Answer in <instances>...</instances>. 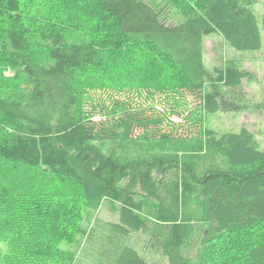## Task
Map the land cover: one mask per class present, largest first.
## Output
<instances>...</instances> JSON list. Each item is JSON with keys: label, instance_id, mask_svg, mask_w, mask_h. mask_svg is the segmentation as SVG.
I'll list each match as a JSON object with an SVG mask.
<instances>
[{"label": "trees", "instance_id": "1", "mask_svg": "<svg viewBox=\"0 0 264 264\" xmlns=\"http://www.w3.org/2000/svg\"><path fill=\"white\" fill-rule=\"evenodd\" d=\"M255 1L0 0V166L9 163L17 176H37L40 164L49 172L37 193L23 189L39 215L0 180V233L13 252L27 244L23 236L35 245L8 264H71L78 247L94 264H150L130 242L140 231L169 264H191L185 249L194 241L208 250L233 246L225 264H264V150L255 135L204 127L199 140L224 164L199 167L177 152L158 115L126 110L92 120L81 80L147 64L203 112L240 111L251 72L233 64L208 69L203 39L217 32L236 50L260 49ZM138 130L151 131L158 155L98 145ZM105 200L117 204L116 220L95 215ZM64 241L75 249L60 250Z\"/></svg>", "mask_w": 264, "mask_h": 264}, {"label": "rangeland", "instance_id": "2", "mask_svg": "<svg viewBox=\"0 0 264 264\" xmlns=\"http://www.w3.org/2000/svg\"><path fill=\"white\" fill-rule=\"evenodd\" d=\"M49 1H51L52 6L56 5V0ZM80 2L81 0H78V3ZM36 3L38 4V1ZM82 7L84 11H89L88 7L84 5ZM250 7L257 18L262 36L260 49L236 50L229 46L217 32L205 35L203 39V58L208 69L214 66L223 67L233 64L251 72V80L243 79L241 84V90L245 93L248 104L244 109L240 111H218L214 114L203 112L199 108L198 99L192 94L179 89H171L169 85H166V80L160 79L166 77L164 73L159 75L158 71H150L147 64L133 62H129L128 69L117 73L110 72L107 75L91 73L83 77L81 80L85 97L84 109L89 113L92 120H104V122L119 116L126 110L160 116L163 119L162 129L167 131L178 143L176 145L177 152L180 155H186L185 157L191 159L199 167L213 163L224 164L221 155L210 152L199 140L204 127H211L220 132L239 131L241 127H246L255 135L260 147L264 150V26L262 23L264 0H256L250 4ZM9 71L11 74L12 70ZM156 75L160 78L158 79ZM150 132V130H138L127 141H100L98 145L105 152L114 150L128 156L139 154L151 157L160 152L158 143L155 138L150 137ZM147 134L150 135V138L146 137ZM40 168L44 169V172L29 177L27 174L15 175L9 163L0 166V180H6L5 182L11 191L19 197L18 201L23 203L24 209L38 215L41 211L40 206L37 205L32 210L25 203L27 199H24L26 193L23 189L33 185L37 187L33 189V192L39 191L40 188L38 187L43 184V177L46 174L49 175L45 165L40 164ZM24 169L31 170L22 168L21 171ZM48 183L49 185L54 184L53 181ZM116 207L117 204L114 201L105 200L95 215L104 220H116ZM146 216L154 217V212L147 213ZM84 222L86 224V221ZM149 222L152 225L154 218ZM0 237V264L12 263L16 256L35 247L31 237L23 236L26 238L27 244L22 246L26 249L24 250L20 246L21 250L16 249L13 252L11 248L13 246H10L8 237L4 236L3 233H0ZM148 239L149 236L146 232L140 231L130 234V242L150 264H169L161 252L156 247L151 246ZM197 242L194 241L190 247L185 249V255L191 264H225L229 256L235 254L233 246H221L226 247V249L213 246V249L208 250L209 246L202 247ZM59 249L62 251L71 250L75 249V246L64 241L60 244ZM75 251L76 258L71 264H94L89 259L86 250L78 247ZM11 254L15 256L13 259L9 257Z\"/></svg>", "mask_w": 264, "mask_h": 264}]
</instances>
